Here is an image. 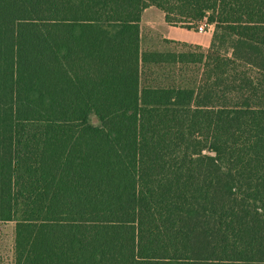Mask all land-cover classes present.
<instances>
[{"label":"trees","instance_id":"obj_1","mask_svg":"<svg viewBox=\"0 0 264 264\" xmlns=\"http://www.w3.org/2000/svg\"><path fill=\"white\" fill-rule=\"evenodd\" d=\"M151 6L210 47L143 49ZM20 124L42 207L14 264H264V0H0V223Z\"/></svg>","mask_w":264,"mask_h":264},{"label":"rangeland","instance_id":"obj_2","mask_svg":"<svg viewBox=\"0 0 264 264\" xmlns=\"http://www.w3.org/2000/svg\"><path fill=\"white\" fill-rule=\"evenodd\" d=\"M143 49L164 48L160 34L144 28ZM160 42V43H158ZM91 125H99L96 117L89 120ZM44 126L40 124H20L17 126V174L15 192V217L13 222L0 223V264H14L13 247L15 225L19 221H35L41 217V201L38 184L29 164L36 156L38 142L42 140Z\"/></svg>","mask_w":264,"mask_h":264},{"label":"crops","instance_id":"obj_3","mask_svg":"<svg viewBox=\"0 0 264 264\" xmlns=\"http://www.w3.org/2000/svg\"><path fill=\"white\" fill-rule=\"evenodd\" d=\"M144 28L149 32L160 34V42L171 40L178 43L201 46L204 49L210 47L214 32V26L209 25L205 31L189 30L179 26L169 25L165 21L164 13L154 6L144 10L141 19V32L143 40ZM158 42V43H160Z\"/></svg>","mask_w":264,"mask_h":264},{"label":"built area","instance_id":"obj_4","mask_svg":"<svg viewBox=\"0 0 264 264\" xmlns=\"http://www.w3.org/2000/svg\"><path fill=\"white\" fill-rule=\"evenodd\" d=\"M198 30H199V31H205V30H206V26H205L204 24H202V25H200V26L198 27Z\"/></svg>","mask_w":264,"mask_h":264}]
</instances>
